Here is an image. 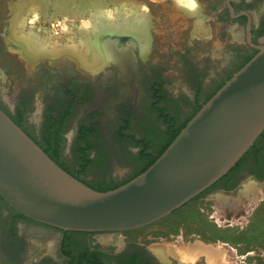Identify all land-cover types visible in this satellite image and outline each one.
Segmentation results:
<instances>
[{
    "label": "rangeland",
    "instance_id": "374dc122",
    "mask_svg": "<svg viewBox=\"0 0 264 264\" xmlns=\"http://www.w3.org/2000/svg\"><path fill=\"white\" fill-rule=\"evenodd\" d=\"M59 1L55 0L53 6H50L46 0L43 5L36 3L35 0H3L2 12L7 22L2 24L0 31L7 35L14 48L18 42L17 46H22L21 49H24L25 44L29 50L38 52V55L70 54L76 57L80 66L86 70L102 67L98 65L91 69L83 63L84 59L96 53L91 42L98 32L96 34V30L90 24L95 8L85 4L83 0H72L70 8L62 10L57 7ZM96 1L102 3L110 13L123 11L121 3L117 0ZM129 1L133 6L135 4L147 12L150 26L148 33L151 35L152 32V37L154 36L149 52L143 53L142 49L141 55L138 51L135 52L138 58L144 60L141 70L147 75L149 73L151 79L155 71L153 66L156 67L159 62L163 64L161 73L165 79L164 89L168 97L165 105L179 123H182L195 107L198 82L203 81L200 98V101H203L231 72L235 53L233 47L235 42L232 40L237 39V43L241 42L243 30L237 28L236 23L227 24L218 17L215 8L212 7V0H186L184 6L180 0ZM252 13L256 22L262 20L264 2L257 4ZM122 19L124 18H117L114 24L119 25ZM132 27L136 29L134 26H127V29ZM167 28H170L171 33L157 32L159 29ZM186 28L187 45H184ZM98 36L100 40L104 35ZM174 38L177 41H174ZM131 40L135 42L134 39ZM107 42L102 40L106 56L111 52L109 49L111 41L109 44ZM172 42L177 47L176 51L169 55L168 49ZM177 42L180 45H177ZM186 46L187 55L182 52ZM5 61L0 62V97L8 104H13L24 89L23 81L34 69H29L28 73L18 80ZM111 70L109 67V71ZM139 85L140 93L136 104L138 110L131 121L129 133L151 141V151H155L165 138L166 127L151 109L152 96L149 86L144 82ZM114 91V101L107 106L99 127V138L108 150L109 160L102 168L91 169L85 177L88 181L99 179L120 181L140 167L134 162L138 151L127 149V142H121L119 136L122 111L126 107H132L133 96L125 87L119 85L114 87ZM0 103L3 104L1 99ZM32 121L37 119L32 118ZM79 122V119H75L68 135L70 142L65 160L70 166H73L76 160L74 132ZM99 153L97 150L93 151L92 157L97 158ZM0 206L3 209L5 207L1 200ZM21 230V235L25 239L22 264L34 263L45 253L52 257L61 237L59 232L30 223L24 225ZM75 238L80 246L90 245V237ZM98 243L105 248L114 247L117 250H121L125 243H140L155 253L161 248L167 252L170 250L169 253H165L164 258L161 256L165 264H181L179 252L183 253L186 249L187 252L189 249H196V253L193 257H189L187 253L189 260L183 258L182 263L195 264L194 262L200 260L204 264H264V181L255 182L247 173L241 178L233 193L223 194L216 188L210 194L192 201L172 216L154 225L132 232L98 236ZM201 251L208 256L199 253ZM176 252L179 255L176 257L179 259L178 262L170 258L175 257L173 253Z\"/></svg>",
    "mask_w": 264,
    "mask_h": 264
},
{
    "label": "water",
    "instance_id": "95a60500",
    "mask_svg": "<svg viewBox=\"0 0 264 264\" xmlns=\"http://www.w3.org/2000/svg\"><path fill=\"white\" fill-rule=\"evenodd\" d=\"M132 46L130 42L129 51ZM263 132L264 45L147 171L107 192L92 189L62 169L0 108V198L24 218L63 232L141 230L213 187Z\"/></svg>",
    "mask_w": 264,
    "mask_h": 264
},
{
    "label": "flooded vegetation",
    "instance_id": "af4514ba",
    "mask_svg": "<svg viewBox=\"0 0 264 264\" xmlns=\"http://www.w3.org/2000/svg\"><path fill=\"white\" fill-rule=\"evenodd\" d=\"M54 1L55 0H46L47 4L49 3L50 6H53ZM212 1V7L215 8L218 17L225 20L227 24L236 23L237 28L243 30V39L241 42L237 43V39L232 40L235 42L233 45L235 53L232 58V72L249 56L257 52L260 46L264 45V18L256 22L252 13L253 8L256 7L257 4L264 2V0ZM2 2L3 0H0V29L2 24L7 22L2 12ZM185 17L187 18V14ZM249 25L250 31H248ZM157 32L166 34L167 32L171 33V30L170 28L166 30L159 29ZM184 36V45H187V28ZM110 37L104 35L99 42L103 44L102 40H106L108 44L110 41H117V43L114 44L110 42L109 49L111 52H108L107 63L94 71L82 68L79 60L67 53L59 56L38 55L30 58L26 57L21 47L15 45L14 48L7 35H5L3 31H0V62L6 60L7 66L12 69L13 75L18 80H21V78L28 73L29 69H34L33 73L29 74L28 78L23 81L24 89L14 103L8 104L4 98L0 97L3 102V104L0 103V108L13 119L20 118V115L24 120L22 123L23 128L34 141L41 142L42 134L48 131V129H50L52 133H60L63 136L62 157L64 160L70 142L68 135L72 130L71 128L73 127L75 119H79L80 122L74 132V142L77 140L79 132L84 129L88 131L87 133L90 134L91 137L97 135L99 138L100 119L109 103L114 101V87L116 85L125 87L133 96L134 104L132 107H126V109L122 111L121 119L122 122L124 118L129 120V135H133L129 133V131L131 129V121L134 118L135 112L138 110L136 104H138L140 93L139 84L142 82L147 83L149 86L152 96L151 109L158 118L160 119L159 114L153 109V104L155 102L153 99L154 92H157L158 95L162 97H160V107L165 109L168 114L172 115L165 105L168 102V97L164 89L165 79L161 73L163 64L159 62L156 67L153 66L155 71L152 73L153 75L150 79L149 73L147 75L145 71L141 70L144 60L140 59V57L138 58L135 54V52L138 51L141 55V47L134 44L129 51L128 46L130 42L116 40V37L114 38L112 35H110ZM153 37L151 32V41ZM174 41L177 40L174 38ZM177 45L180 44L177 42ZM176 47L175 43L172 42L168 49V54H173L176 51ZM182 52L187 55V46L183 48ZM123 54L126 55H124L125 57L123 56L125 61L124 63H120V61H118L119 56L121 58ZM109 67L112 68L111 71H109ZM90 77H94L91 78L93 80H91ZM96 79L98 80L96 81ZM222 81H220L216 87ZM202 87L203 81L201 83V95L203 91ZM194 110L195 107L191 114ZM172 116L175 117V115ZM32 118H36L37 121H32ZM134 137L140 139L135 135ZM127 145V149L137 150L129 142H127ZM260 149H262L260 154L256 153L249 157V159L239 166L230 177L220 181L213 189L209 192L207 191L208 193L206 195L213 192L216 188L223 194L233 193L237 189L241 178L247 173L255 182H263L264 140L260 144ZM29 223L55 230L61 234L52 257H48L45 253L39 258L40 260H36L31 264H60L61 261H65V264H68V260L62 254L64 234L60 230L20 217L19 214L11 211L6 206L4 209L0 206V264H22L21 258L23 257L22 253L25 249V239L21 235V229L24 225ZM89 234H92L90 236V240H92V244L89 247L90 252L99 251L106 255L105 257L100 256L102 264H127L129 261L133 262L134 259L136 261H134L133 264H165V261L162 259V257H165V254H161L158 251L155 253L147 246L140 243H125L121 250H117L114 247L105 248L98 243V236L117 233ZM97 247H99V249H96ZM170 258L175 262L179 261L176 256H171ZM194 263L204 264L201 263L200 260Z\"/></svg>",
    "mask_w": 264,
    "mask_h": 264
},
{
    "label": "trees",
    "instance_id": "16d2710c",
    "mask_svg": "<svg viewBox=\"0 0 264 264\" xmlns=\"http://www.w3.org/2000/svg\"><path fill=\"white\" fill-rule=\"evenodd\" d=\"M257 52L249 56L236 70L230 72L228 76L203 101H200L202 81H199L197 84V91H196L195 110L182 123H179L176 117L168 114L165 111V109L160 107V103H161L160 97L161 96H159L157 92H154L153 99L155 102L153 104V109H155V112L159 114L161 121L164 123L166 127L165 138L160 142L158 149L155 151H151L152 143L148 139H136L134 135L128 134L129 120L124 118L120 126V129H119L120 141L129 142L134 148L138 150L136 156L134 157V162L140 165V167L137 168L133 172V174H131L129 177L125 179H122L120 181L118 180L108 181L105 179H99L97 181H88L85 178L86 174L91 169L102 168L103 166L107 164L109 160V153L106 147L104 146V142L100 138H98L97 135L95 136L92 135L94 138L91 137L90 134L87 133L88 131L86 129L79 132L77 140L74 143V156L76 157V160L73 166H70L68 162H66L62 157L63 155V148H62L63 136L60 133H52L50 129H48V131H45L42 134L41 142L35 141V143L39 145L41 149L57 165H59L62 169H64L70 175L74 176L75 178H77L78 180L86 184L87 186L91 187L92 189L99 191V192H107V191L117 189L129 183L130 181H132L133 179H135L136 177H138L139 175L147 171L158 160V158L166 151V149L172 144V142L177 138V136L186 127V125L191 121V119L198 113V111L202 108V106L205 105L236 72H238L246 63H248L257 54ZM19 117L20 118L18 119H13V118L11 119L24 132H26L22 126V123L24 122V120L21 118L20 115ZM263 140H264V132L260 136V138L256 141L254 146L240 160V162L220 181H223L226 178L230 177L237 170L239 166H241L245 161L249 159V157L253 156L256 153L260 154L262 152V149H260V144ZM95 150L100 152L97 158L91 157L92 152ZM220 181L217 182L213 187H211L208 190V192L211 189H213L217 184H219ZM208 192L206 191L205 193H203L196 199L204 197ZM0 200L6 207H8L7 204H5V202L1 198ZM9 209L13 211L11 208ZM20 217H23V216L20 215ZM61 232L64 234V239L62 242V254L68 260V264H102V262L100 261V256L105 257L106 255L99 251L90 252L89 247L92 244V240L90 242V245L86 244V245L80 246V243L75 238V237H90L92 234L63 232V231ZM96 249H99V247H97ZM134 261L136 260L134 259ZM133 262L129 261L127 264H133Z\"/></svg>",
    "mask_w": 264,
    "mask_h": 264
},
{
    "label": "bare ground",
    "instance_id": "6f19581e",
    "mask_svg": "<svg viewBox=\"0 0 264 264\" xmlns=\"http://www.w3.org/2000/svg\"><path fill=\"white\" fill-rule=\"evenodd\" d=\"M180 1L183 6L187 3L186 0ZM35 2L43 5L45 0H35ZM71 2L72 0H60L57 3V7L61 8L62 10H67L68 8H70ZM83 2L87 5H92L95 8L94 13L90 18V24L93 29L96 30V34L98 32V35H108V37L112 35L114 38L116 37V39L123 42L132 41L135 45L141 47L143 53L149 52L151 47V35H149L148 33L150 26L147 12L142 7H138L135 4L133 6L129 0H117L118 3H121L123 11L121 12V10H119L110 13L107 11V9H105L102 3L100 4V2L98 3L96 0H83ZM122 17L124 19L121 20V23L119 25H115L114 22L117 21V18L121 19ZM127 23H130L131 25H128ZM127 26H134L136 29H133V27L132 29H127ZM198 29L199 31L201 30V28ZM195 34L197 35L198 33L195 32ZM98 35L95 36L94 39L92 38L93 41L91 42L92 46H94L96 53H92L89 58L84 59L85 62L83 63L86 65L87 68L89 67L91 69H95L96 66H102L107 63L108 56H106L105 54V50L102 46L103 44L99 42ZM131 39H134L135 42ZM16 45H18V42H16ZM22 51L24 52L26 57L29 58L38 56V52H33L29 50V48H27L25 44L24 49H22ZM187 253L194 254L196 253V249H190V251ZM189 257L193 256L190 255ZM187 260L189 259L187 258Z\"/></svg>",
    "mask_w": 264,
    "mask_h": 264
},
{
    "label": "crops",
    "instance_id": "0c3cea01",
    "mask_svg": "<svg viewBox=\"0 0 264 264\" xmlns=\"http://www.w3.org/2000/svg\"><path fill=\"white\" fill-rule=\"evenodd\" d=\"M203 249H205V248H203ZM189 251H190V249H189ZM203 251H204V250H203ZM203 251H201V252H199V253H204V254H206V253L203 252ZM158 252L161 253V254H165V253H169L170 250L167 252L166 249H162V248H161L160 250H158ZM183 253H184V254H183ZM183 253L179 252L180 255H184V256H182V258H180L181 256L179 257L178 252H176L175 254L173 253V255L176 256L177 258L179 257V259H181L180 261H182L183 258L186 259V261H187V249H186V251H183ZM199 253H198V254H199ZM188 254H189V253H188ZM190 255L193 256L194 254H189V256H190ZM196 255H197V254H196ZM206 255H207V254H206ZM194 256H195V255H194ZM207 256H208V255H207ZM182 262H183V261H182ZM182 262H181V263H182ZM186 263H187V262H186Z\"/></svg>",
    "mask_w": 264,
    "mask_h": 264
}]
</instances>
